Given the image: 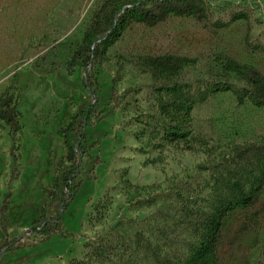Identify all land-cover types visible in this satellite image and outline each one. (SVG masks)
<instances>
[{
  "label": "rangeland",
  "instance_id": "rangeland-1",
  "mask_svg": "<svg viewBox=\"0 0 264 264\" xmlns=\"http://www.w3.org/2000/svg\"><path fill=\"white\" fill-rule=\"evenodd\" d=\"M102 2L0 0V94L12 86L21 110L14 131L13 172L9 127L0 120V205L8 192V208L0 212V244L17 237L28 249V244L41 242L30 225L51 199L54 177L68 164L59 128L88 95L81 84L88 67L83 58L66 54L67 45L74 50L78 44L68 39L82 37ZM195 2L201 15L170 12L154 25L131 22L99 59L113 94L128 87L134 91L115 104L109 119L94 124L96 135L87 128L88 140L98 136L101 149V134L107 132L110 146L71 195V205L59 220L60 230L74 232L76 242L58 256L32 263L16 262L14 250L2 248L0 264L183 261L190 245L202 237L200 224L212 206V192L225 190L227 180L245 177L250 170L257 174V162L239 159L236 150L264 143V106L238 101L228 90L193 105L188 136H165L169 123L159 104L167 96L159 85H189L191 93L210 81L243 85L241 75L224 71L226 58L264 75V0ZM164 54L190 62L172 76L147 65L145 57ZM16 204H22L21 212ZM250 217L258 223L246 230L243 224ZM216 253L217 264H264V185L257 203L228 215Z\"/></svg>",
  "mask_w": 264,
  "mask_h": 264
},
{
  "label": "trees",
  "instance_id": "trees-1",
  "mask_svg": "<svg viewBox=\"0 0 264 264\" xmlns=\"http://www.w3.org/2000/svg\"><path fill=\"white\" fill-rule=\"evenodd\" d=\"M170 12L175 15L198 16L202 14V8L196 4L195 0H103L99 8L94 10L90 24L82 37L73 35L68 39V42L78 44L74 50L71 45H67L66 54L72 53L74 60L83 58L85 67H88L81 78V84L87 90L88 95L84 96L79 111L72 116L69 123L64 128H59L63 142L68 149V164L63 166L60 176L54 177L53 195L48 204L42 208L39 219L30 225L29 229L40 235L41 242L30 243L29 248L25 249L27 244L21 242L19 238L5 239L0 244V254H2V248L14 250L16 262L26 259L32 263L42 259V256H58L70 244L76 242L77 236L74 232L63 233L60 230L59 220L63 219L71 205L68 204L71 195L76 192L83 178L88 177L95 168L99 155L106 154L110 146L107 132L101 134V149V140L97 138L98 136L88 140L87 128L96 135L97 128L94 124L109 119L115 104L134 91L133 88L128 87L119 94H113L107 77L100 67L99 59L105 49L114 43L131 22L154 25L165 19ZM145 61L154 71L172 76L189 63L190 59L164 54L145 57ZM222 67L226 72L241 75L244 79L243 85L236 87L227 81H210L203 90L197 87L192 93L189 91V85L183 88L181 84L172 81L159 85L157 89L167 96L160 102L159 110L169 123L165 129V136L169 140L188 136L193 105L205 100L211 93L228 90L235 95L238 101L247 99L255 106H264L263 74L229 58L222 62ZM18 77V73L14 72L12 79L16 81ZM11 87H7L0 94V120H3L9 127L8 134L12 141L9 155L13 172L17 160L14 152V131L17 130V118L21 116V110L19 94L15 95L14 92H10ZM93 150L95 154L92 153ZM236 155L239 159L257 162V174L250 170L245 177H238L233 181L227 180L225 190L218 194L212 192L209 198L212 206L209 207L200 224L203 232L201 239L190 245L191 252L185 260L172 264H217L216 251L228 215L251 207L260 199L264 185V143H248L238 146ZM12 177L11 174L9 179ZM7 195L8 192L2 197L0 212L8 208ZM16 205L21 212L22 204ZM249 220L243 224L246 230L252 229L258 223L256 218L250 217ZM1 227L5 229L4 224H1ZM34 249L37 250L34 254H27L28 251Z\"/></svg>",
  "mask_w": 264,
  "mask_h": 264
}]
</instances>
